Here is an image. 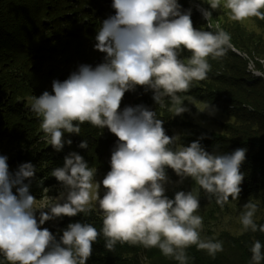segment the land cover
Listing matches in <instances>:
<instances>
[{
	"label": "clouds",
	"instance_id": "9594fccd",
	"mask_svg": "<svg viewBox=\"0 0 264 264\" xmlns=\"http://www.w3.org/2000/svg\"><path fill=\"white\" fill-rule=\"evenodd\" d=\"M207 3L212 10L222 6V0ZM112 7L115 15L102 21L95 37L94 48L106 54L104 62L95 67L79 65L64 81H53L54 94L44 91L30 101L31 111L40 118L43 139L57 152L64 148V132L80 134L85 122L107 127L118 137L111 170L95 182V169L71 152L63 167L51 172L62 182L66 195L47 197V202L37 206L29 184L24 183L34 177V165L23 163L13 174L8 158L0 155V255L9 264H86L101 234L109 251L117 243L159 248L179 264H187L185 250L193 245L213 258L223 251L222 242L201 239L202 217L195 214L200 209L195 189L178 191L174 199L165 195V169L171 168L181 182L191 177L223 209L229 197L237 200L242 191L240 166L247 149L220 155L207 152L199 140L179 145L178 137L166 135L155 111L144 105L121 111L120 105L124 94L139 85L153 91L160 109L168 108L173 115L188 111L178 93L188 92L193 81L207 78L211 70L207 58L225 56L231 47L230 35L219 25L215 33L195 29L191 9L182 11L178 0H113ZM223 8L229 10L231 20L264 19V0H223ZM202 14L211 20V11L204 9ZM182 49L191 53L187 62L178 58ZM79 147L87 148L88 142L82 141ZM101 183L106 189L103 198L98 191ZM93 201L98 202L102 217L99 231L92 224L70 223L58 242L47 228L41 229L55 218L89 215ZM45 208L48 211H40L38 223L35 211ZM257 210L251 200L243 205L239 215L242 232L264 233V224L258 226L254 221ZM262 249L255 240L250 264H261Z\"/></svg>",
	"mask_w": 264,
	"mask_h": 264
},
{
	"label": "trees",
	"instance_id": "16d2710c",
	"mask_svg": "<svg viewBox=\"0 0 264 264\" xmlns=\"http://www.w3.org/2000/svg\"><path fill=\"white\" fill-rule=\"evenodd\" d=\"M113 0H0V155L6 156L10 173L19 165L30 162L35 167L33 178L25 179L29 194L36 200L44 193L63 187L51 175L63 167L64 158L71 152L81 155L89 168L108 173L110 159L118 141L107 127L101 129L85 122L80 125V134L63 133L64 148L57 152L44 139L40 129V118L30 109L33 96L39 97L44 91L52 92L54 80L64 81L81 64L93 67L104 62L105 53L95 50V37L102 21L115 15ZM178 3L183 5L180 0ZM242 83L229 87L230 100L215 99L235 123L224 126L225 133L213 135L193 130L183 135L177 144L189 146L198 141L210 154H230L237 148H245L246 158L240 166L244 176L238 199H260L264 208V85L260 82ZM220 82V81H219ZM223 84V82H220ZM224 85V84H223ZM168 104V100H165ZM253 108L249 111L243 105ZM144 105L157 113L163 121V128L169 137H177L176 125L168 108L160 109L153 100V91L136 86L124 94L120 110L126 106ZM230 106L233 109L230 110ZM76 122H74L75 124ZM71 140V145L66 143ZM87 148H80L82 141ZM171 147H175L172 145ZM166 176L173 178L176 173L165 169ZM198 188L200 206L213 203L215 199ZM47 189V191L45 190ZM16 194V189L13 188ZM55 193H59L56 191ZM237 199V200H238ZM234 201L229 197V201ZM39 215L35 214L39 223ZM92 224L99 231L102 228L101 214L94 210L89 215L62 216L55 225L47 228L59 242L63 230L70 223ZM264 224V218L257 225ZM207 239L220 241L223 251L215 258L195 245L185 251L187 264H250V248L255 240L264 246V233L251 230L239 236L223 232L218 236L207 233ZM264 250V249H262ZM0 264H9L0 255ZM86 264H179L173 257H165L159 248H144L140 245L117 243L113 251L107 250L102 234L92 244V254ZM264 264V260L261 261Z\"/></svg>",
	"mask_w": 264,
	"mask_h": 264
},
{
	"label": "rangeland",
	"instance_id": "374dc122",
	"mask_svg": "<svg viewBox=\"0 0 264 264\" xmlns=\"http://www.w3.org/2000/svg\"><path fill=\"white\" fill-rule=\"evenodd\" d=\"M183 9H191V20L193 27L197 30L217 31V25L230 35L231 47L228 49L225 56L213 59L209 56L208 63L211 70L207 74V78L202 81H193L190 90L186 93H178L185 100L183 105L188 111L181 115H173L172 120L175 122L174 132L178 137L179 142L184 134L189 133L196 128L199 131H205L213 135H222L225 133L224 126L235 123V118L227 113L223 107L215 103V99L224 98L230 100L229 87L236 86L242 79L246 84L250 85L255 82H260L264 85V19L258 17H250L243 21H235L229 19V10L223 8L212 10L207 0H180ZM212 12L210 21L204 19L202 10ZM261 11H264L262 9ZM191 53L182 49L179 59L187 62ZM223 82L221 84L220 82ZM170 102L168 101V104ZM205 105H209L205 108ZM230 110L233 106L229 107ZM243 108L253 111V108L248 105H243ZM107 173L97 172L94 181L101 182ZM165 195L169 199H174L175 193L178 191L189 192L193 189L198 193L197 185L191 177H186L181 182V178L175 175L173 178L168 177V182L165 183ZM58 191L59 193H55ZM99 196L103 198L106 189L102 183L99 188ZM61 193H65V187L57 190H52L37 200V206L43 202H47V197L56 198ZM251 200L256 203L258 210L254 216L255 223H258L264 218V208L261 200L256 198L238 199L228 202L223 209H216L213 203H207L200 206L197 215L202 217V228L200 229L201 239H207V233L211 232L215 236L223 232H227L233 236H239L242 232V225L239 222L240 212L243 210V205ZM61 203L63 201H60ZM95 212L100 213L98 202L93 201ZM40 211L47 212L48 209H37L35 214H40ZM101 214V213H100ZM60 218V217H59ZM59 218L46 221L40 227H49L55 225Z\"/></svg>",
	"mask_w": 264,
	"mask_h": 264
}]
</instances>
